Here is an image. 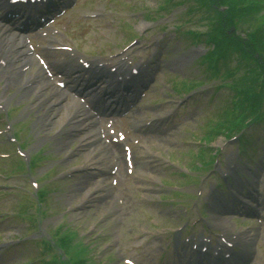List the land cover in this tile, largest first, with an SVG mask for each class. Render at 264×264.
Wrapping results in <instances>:
<instances>
[{"label": "rangeland", "instance_id": "374dc122", "mask_svg": "<svg viewBox=\"0 0 264 264\" xmlns=\"http://www.w3.org/2000/svg\"><path fill=\"white\" fill-rule=\"evenodd\" d=\"M93 1H95L94 4H92ZM186 1L174 0V2H181V5L160 12L158 9L162 7L164 0H87V3L92 5V9L95 8V10H100L101 13L105 14L102 23L100 22L97 29L96 23L87 24L91 34L83 38L77 35L75 45L80 48V51L86 53V56L97 53L112 62L119 59H131L135 60L134 63H139L136 60L138 55H140L141 59L149 57L156 40H163L158 46L157 58L161 68L160 73L156 75V86L152 95L150 94L149 96L148 93L143 99L138 108L139 110L135 114L142 116L144 115V111L141 109H154L150 114L153 118L155 117V109H162L160 112H171L174 109H178L177 118L171 120L172 122H169L167 125L179 123L178 127L175 125L174 128L166 132L167 139L163 140L160 143L161 146L156 147L153 152L156 158L158 157L160 160L157 162L154 159L155 163L152 170L154 180L147 178L149 182L142 183V177L137 175L130 186L120 190L123 194V206H125L124 215L121 216L122 219H117L112 214V206H108L111 199L93 202L88 207L78 206L82 200L84 189L89 185L82 180L65 181L48 187V191L51 192L53 190L48 197L49 209L53 210L57 216L63 215L64 225L70 228L73 233H76L78 239L82 237L81 235L87 236L84 241L89 246L90 252L88 256L96 264H103L104 262V264H123L119 258L117 259L113 248L110 247L114 241L113 237L108 236V239H104V237L99 236L102 233L101 229L112 235L115 227L119 228L116 224V219L122 221L120 225L122 231H119L116 237L117 240L120 239V244L123 246H121V252L124 253L125 258H129L132 261L138 257H146V259H149V256L153 257L156 254L154 247L165 243L162 240V234L172 232L171 230L165 231V227L175 229L180 226L178 219L184 215V212L179 207H175L168 202L161 204L158 202L159 196L169 193L158 185L159 176L162 178L163 174H165L166 183L177 187H184V190L192 194L197 193L198 195L196 198H193L177 188H172L174 190L171 195L167 194L169 195V202L181 203L180 207L185 211L186 215L189 212V215L184 218L187 220H180L182 224H185L187 221L189 222L190 229L188 236H186L189 242L187 244L190 246L194 242L197 243L204 230L205 238L210 239L211 242H205L203 245H208L210 249H214L217 246L220 238L224 240L223 233L219 228H216L217 226L214 227L215 222L209 219L214 218L215 215L210 216L208 204L211 197H214L212 188L220 185L219 179L221 174L232 163L234 164V159L236 158L237 144L227 140L228 136L235 132L233 130L234 124L224 119L220 127L217 128V131L212 125L215 122L210 124L211 127L208 124H204L203 121L207 118H211L213 121L219 120L221 116L220 112L229 106L230 95L234 91L236 92V90L232 88L233 91L226 85L217 87V84L220 83V80H224L223 84H228L230 74H232L230 70L238 62L237 53L231 51L230 47H238L243 50L246 45L244 39L249 35L248 30L250 28L253 31L257 29L256 34L261 38L254 39V48L250 52L253 56V61L262 65L263 68L258 80L259 86L256 81L250 83L244 81L248 79L242 73L243 62L242 71L236 73L234 79L243 89L244 93L248 92V95L246 94L245 97L248 100V104L252 102V108L264 109V0H242L241 2L239 0L214 1L218 7L217 10L224 14V16L220 17V21H222L224 27L220 28L219 37H216L215 41L218 45L224 47L219 52L223 55L224 60L227 61V63L219 64L217 79L210 77L208 69L203 66V63L207 60L199 62L197 60L199 52L192 53V49L196 46H198L197 49L199 51L203 47L202 45L193 44L188 32L203 31L205 29V22L203 21V12L198 10H195L191 14L185 12L187 10L186 4L183 3ZM226 5H229L230 8ZM147 9L156 10L152 12L151 21L143 22L141 21L140 13ZM158 14L162 16L159 18ZM134 33L137 36H134ZM134 43H136V46ZM136 47L139 48L136 49ZM228 47L229 49L226 50ZM241 73L242 75L237 77ZM175 75L179 77H175ZM185 79L188 81H193L194 79L202 80L205 83L204 85L202 84L201 88L196 90L198 95L188 97L191 100L193 99L194 102H191L188 98L183 101L179 100V97L171 91L172 87L181 85L182 80ZM210 95L212 96L210 97ZM18 96L13 91L11 92L10 88H6L0 94V97L8 100L6 103H10L12 106H19V103H16ZM180 98H184V95ZM23 102L26 103V106L31 105L32 97L29 95ZM153 104L157 105L153 106ZM25 107L21 108V110H17V108L11 110L10 121L0 123V153L5 154L8 152V149L12 148L11 146L4 145L2 136H9V126L11 129L13 123L14 127H16V133L18 130H22L21 138L27 139L29 130L31 134L35 132L33 124L31 125L30 115L27 114ZM38 111L39 113L43 112V108L38 109ZM53 114L47 113L49 119H51L50 117ZM28 117V127L26 125L25 128L19 127ZM246 140L251 141H247V147L250 149H248V155L241 158V163L252 165L253 162H256L260 164L264 161V123L254 125V128L247 133ZM164 143H166L165 146H162ZM34 146L35 143L33 141L30 142V152L36 150ZM55 151V147L50 145L45 150L46 153L44 155H51V158H59L60 154H56ZM215 154H217L215 169L210 172H202L200 175L194 174L198 177L196 181L192 182V180L178 175L181 173L178 168L180 165L186 166L188 171L193 173L196 170V165L200 168L201 162L207 163L212 161V157ZM160 156L165 157L166 160L169 159L170 162L164 163ZM161 163L164 164L167 170H164L163 174H158L157 172L161 167ZM0 166L9 170L13 164L11 165V160H7L3 164H0ZM45 166L46 163H43L34 167L32 174L38 176L43 174ZM58 170L60 169H57L55 172ZM63 171L61 170L60 173H63ZM171 173L177 175H171ZM260 174L262 175L256 180V189L261 188L264 192V170ZM22 179L27 180L22 177H11L6 180L3 179L2 182L0 181V220H3L0 222V244H2L0 250L7 248V244L10 243L13 235L12 229L16 234L24 235L26 224L17 219L13 214V211L20 210L21 205L27 203L25 192L22 190V188L27 187V181L26 183H22V181H25ZM44 184L42 183V185ZM4 186L7 188H4ZM162 186L165 189L169 188L164 183H162ZM18 187H20V191ZM138 187L147 188L148 191H143L142 193L136 192L135 189ZM117 195L122 199L119 193ZM145 196H148L147 201L149 203L141 200ZM186 202L189 203L188 207H191L190 211L187 208ZM196 206L199 207L198 212L206 215V218L203 220H197ZM147 217L154 219V224L147 221ZM229 223L231 225V229L229 230V233H232L231 235L242 231L248 232L252 236L248 264H264V225L238 221H229ZM152 228L160 229V231L154 232ZM147 230L151 233L139 236L143 231ZM98 231L100 233L95 236ZM40 232H42L41 228ZM20 244H17L19 245L18 248L11 247L13 249L8 248L5 250V252L9 251L10 253L7 256L8 262L4 264H18L17 262L19 261L24 264L28 259L41 257L39 252L35 251L32 243L21 246ZM190 253L191 251H189ZM103 258H106V260L103 261Z\"/></svg>", "mask_w": 264, "mask_h": 264}, {"label": "bare ground", "instance_id": "6f19581e", "mask_svg": "<svg viewBox=\"0 0 264 264\" xmlns=\"http://www.w3.org/2000/svg\"><path fill=\"white\" fill-rule=\"evenodd\" d=\"M10 37H8L9 39ZM12 39V38H10ZM18 79H20V77H17V76H14V83L16 84H19L20 81H18ZM15 85V84H14ZM27 95V93H24L22 95V98H25ZM1 101H4L5 99L3 97L0 98ZM6 102V100H5ZM65 145V143H64ZM235 168V166H234ZM229 171H232V167H229L228 169ZM218 198H221L220 196H214V197H211L210 201H209V204H208V207H209V212H211L212 214L213 213H218L220 211V207L222 208V205L220 203H218ZM222 200V199H221ZM215 217H214V220L216 222V224L218 225H224L226 228L230 229L231 226L228 222H226L225 219H223L220 215L218 216L217 214H214ZM247 233L246 232H237V237L235 238V241L238 242L242 247H244L245 249H249V244H250V241L251 239H248V236L246 235Z\"/></svg>", "mask_w": 264, "mask_h": 264}]
</instances>
